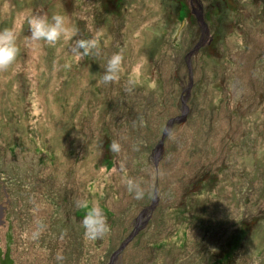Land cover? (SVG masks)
<instances>
[{"label": "rangeland", "instance_id": "obj_1", "mask_svg": "<svg viewBox=\"0 0 264 264\" xmlns=\"http://www.w3.org/2000/svg\"><path fill=\"white\" fill-rule=\"evenodd\" d=\"M203 3L0 0L20 45L0 71V248L15 264H264V0ZM54 13L70 39L26 47L27 18ZM92 207L108 225L94 240Z\"/></svg>", "mask_w": 264, "mask_h": 264}, {"label": "clouds", "instance_id": "obj_2", "mask_svg": "<svg viewBox=\"0 0 264 264\" xmlns=\"http://www.w3.org/2000/svg\"><path fill=\"white\" fill-rule=\"evenodd\" d=\"M30 37L24 44L31 47L34 42L43 41L49 46H55L61 39L68 40L73 35V28L69 26L66 17L60 13H54L51 16L33 14L26 21ZM18 35L14 29H0V71L8 70L17 60L20 53V45L18 43ZM78 46L85 52L96 47L95 41L81 40ZM123 57L116 53L111 55L103 66L102 83L107 85L116 79L122 70ZM133 84V81L129 82ZM110 151L118 154L121 151L119 143L113 141L110 145ZM129 192L135 194L139 199L142 196L139 183L132 179L126 180ZM79 207H87L86 203L78 202ZM83 226L85 228L86 239H96L102 237L108 230V225L102 210L92 207L91 210L83 218Z\"/></svg>", "mask_w": 264, "mask_h": 264}, {"label": "water", "instance_id": "obj_3", "mask_svg": "<svg viewBox=\"0 0 264 264\" xmlns=\"http://www.w3.org/2000/svg\"><path fill=\"white\" fill-rule=\"evenodd\" d=\"M198 20L200 21V23L202 24V32L205 33L207 32V24L205 23V21L203 20V17L202 15H199L197 16ZM204 38V35L201 37V39ZM203 43L201 42V40L196 44V46L189 52L188 56H191L193 55L194 53H196V51L199 49V47L202 45ZM188 67L189 69H191V66H190V63H188ZM191 84H192V78H191ZM190 84V85H191ZM183 105L185 106V101H183ZM186 107V106H185ZM184 116V114H183ZM182 116L180 117H177V118H173L172 120H170V122L168 123V126L166 127L165 131L163 132V136H162V139H161V142L160 144L158 145V148L159 149H162L163 148V142H164V139L166 138L167 134L169 133V128L168 127H172L173 126V123L174 122H179L181 121V118ZM128 241V240H127ZM124 246L125 244H123L121 247H120V250L113 256L112 258V261L117 258L118 254L120 251H122L124 249Z\"/></svg>", "mask_w": 264, "mask_h": 264}, {"label": "trees", "instance_id": "obj_4", "mask_svg": "<svg viewBox=\"0 0 264 264\" xmlns=\"http://www.w3.org/2000/svg\"><path fill=\"white\" fill-rule=\"evenodd\" d=\"M203 1V0H202ZM209 4H207L206 8H208ZM209 12V11H208ZM207 12V9L205 10V13L204 15L207 16L206 13ZM210 15H211V18L212 20L214 21L215 24H218L220 21L222 20H226V14L223 13V11H219L218 10H214V11H210ZM215 13H218L215 15ZM0 264H15L11 255H10V249H9V246H7V249H6V252H2L1 248H0Z\"/></svg>", "mask_w": 264, "mask_h": 264}, {"label": "flooded vegetation", "instance_id": "obj_5", "mask_svg": "<svg viewBox=\"0 0 264 264\" xmlns=\"http://www.w3.org/2000/svg\"><path fill=\"white\" fill-rule=\"evenodd\" d=\"M195 1H197V0H195ZM198 2L200 3V6L202 7V13H203V16H204V13L205 12H203V9H204V3H203V1L202 0H198ZM192 12L193 13H196V12H194V9L192 8ZM206 16V15H205ZM205 33H203L202 32V34H201V36H203ZM205 37V36H204Z\"/></svg>", "mask_w": 264, "mask_h": 264}]
</instances>
